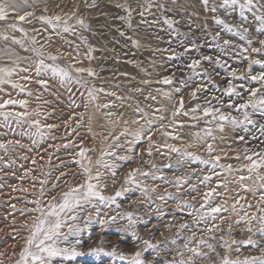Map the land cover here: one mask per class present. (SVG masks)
Listing matches in <instances>:
<instances>
[{"label":"rangeland","instance_id":"1","mask_svg":"<svg viewBox=\"0 0 264 264\" xmlns=\"http://www.w3.org/2000/svg\"><path fill=\"white\" fill-rule=\"evenodd\" d=\"M79 2L85 7L90 4V0ZM146 3L147 0H135L132 3L134 11L131 27L119 19L127 13L118 6H106L105 10L97 7L91 9V13L83 15L82 18L88 27L80 30L79 35L80 40L81 36L86 38V43L81 40L78 46L81 49L83 47L93 49L91 58L88 53L74 60L66 51L62 52L58 64L92 68L96 76L83 74L84 79L88 81L87 88L73 81L63 86L50 75L43 76L49 81L47 89L38 83L35 85L36 98L42 105L41 112L45 117V125L51 124L55 127L50 130L46 128V137L36 144L31 143L35 159L27 163L29 172L16 173L11 162L4 163L6 171L0 168L1 179L10 187V190L4 191L12 192L14 185L20 181L28 190L20 194L15 190L8 198L13 202V197L17 196L14 197V200L18 201L17 204L10 202L9 208L0 212V261H3V264L17 260V255L24 246V237L27 233L21 225L32 214L26 217L20 214V210L34 207L27 202L39 195L40 181H48L43 185L46 192L43 197L45 201L50 195H56L59 199L60 191L67 190L68 184L83 183L85 177L76 163L80 159L77 153L81 147L95 149L96 142L100 147L99 156H96L95 151L88 152L93 161V174L96 171L101 172L100 188L105 196H114L118 190L122 191V195L116 197V202L110 206L98 205L99 217L96 216L95 209L91 207L87 209V212L92 213L93 220L80 237L82 244L78 247L79 251L88 253L90 249L103 247L105 251L115 248L118 252L131 254L144 249L143 241L148 240L159 244V255L148 250L144 253V259L149 264H172L181 258L178 252L183 251L184 258L190 255L184 245L188 243V238L195 234V240L190 247H195L201 238L215 247L213 252L202 246V250L207 252L208 256L196 258V264H220V257L226 254L240 260L248 256L261 255L264 236L249 233L247 230L249 225L241 219L245 211L249 214L256 213L255 207L248 208L247 205L255 206L260 194L257 191L253 196L244 185L256 189L260 181L255 173L251 174V179L243 182L239 181V177L249 176L247 169L241 170L243 165L248 163L244 159L245 155L251 154L246 152V149H251L252 152L264 151V131L260 128V125H264V116L253 113L251 119L255 123L247 124L246 128L233 127L225 122L224 130L220 131L217 122L212 121L211 116H205L203 109L219 108L226 115L231 114L242 119V115L235 110L236 105L246 101L248 96L246 89L260 86L250 80H237L231 76L233 70L240 75L247 69V60L240 55V48L235 46L249 45L234 32H227L223 26L218 25L214 17L219 16L232 25L243 24L244 27H249L252 47L261 46L259 41L264 40V33L257 31V25L249 23L250 14H246L249 16L248 21H241L238 9L228 15L224 9L219 8L221 0H209L210 6H217L216 12L209 11L202 0H198L200 10L198 14L179 7L171 0H153L154 6L150 13L145 12L143 17L145 22L142 23L139 12L143 9L140 5ZM165 17L174 21L173 28L170 29L163 23ZM154 20L159 23H153ZM217 34L218 38L214 39ZM42 37L39 36L40 39ZM224 40L231 41V45H223ZM135 41L139 42L138 47ZM43 51L45 55L51 54L48 48ZM250 55L264 59V56ZM206 56L212 59H204ZM217 59L224 67L216 63ZM193 60L200 61L195 73L189 67ZM262 70L264 69L259 65L253 66L254 74ZM29 72L34 75V69H29ZM165 78H171L172 83H162ZM22 81L27 82L23 79ZM229 82L238 86L237 90L241 92V96L225 94L224 89ZM241 84L244 88H239ZM93 86L104 91L98 93V99L90 102L87 89ZM193 92H196L195 97L192 95ZM165 93L170 95L166 96ZM181 98L184 102L182 112H187L188 115L179 114L173 117L172 113L179 108ZM90 103H94L96 107L100 106L97 107L101 119L98 132L93 125ZM229 103H232L231 108L228 107ZM105 104L110 107H103ZM197 105L200 108L193 111ZM138 107L144 109L148 115L141 118L142 114L136 111ZM7 110L14 111L12 108ZM124 110L139 115L141 125L139 130L135 131L143 132V139L139 142L129 143L134 141V137L121 135L124 131H120L117 120ZM110 112L113 115L109 116ZM149 120L152 121L151 124L148 123ZM10 129L12 130L4 128L0 131V139L5 135L2 141L15 140ZM206 130H211V136L205 135ZM117 136L119 140L115 139ZM240 136L244 139L240 140ZM207 144L213 146L214 151L211 154L206 149ZM19 145L27 146L24 141H20ZM168 145L179 148L180 153L171 151ZM105 150L115 153V156L104 157L110 164L116 165L115 176L112 175V170L94 164L96 157L99 159ZM184 152L193 153L201 157V160L183 156ZM121 156L128 159H118ZM216 156L220 157L216 167H213L212 163L202 162L204 160L214 162ZM219 165H232V171L228 172ZM135 169H139L136 183H126V177ZM260 171L264 174V169ZM61 173L65 175L62 176ZM206 176L211 179L205 180ZM55 184L60 187L53 188ZM212 189H215V192L206 204L205 194ZM241 197L244 199H240ZM238 200L239 203H236ZM12 205L16 206L15 209ZM217 205L226 207L227 211L215 214V219L212 218V214H208L203 220L197 215L207 213L209 208ZM241 205H244V208H241ZM128 213L132 214L134 225L129 224ZM112 216L116 217V223L109 224L101 230L98 221ZM81 217L80 225L84 227L86 213H81ZM184 224L188 227L182 228L181 225ZM215 225H219L221 231H217ZM251 227L255 232L258 225L253 222ZM119 228H127L128 231L119 232L117 231ZM209 228L213 229L212 232L207 231ZM133 231L140 240L135 239ZM221 236L231 244V253L222 246ZM249 238L255 240L256 245L240 243ZM173 240L175 243H172ZM233 240L237 243L233 244ZM53 264H127V262L106 255L86 254L71 261L57 258Z\"/></svg>","mask_w":264,"mask_h":264},{"label":"snow or ice","instance_id":"2","mask_svg":"<svg viewBox=\"0 0 264 264\" xmlns=\"http://www.w3.org/2000/svg\"><path fill=\"white\" fill-rule=\"evenodd\" d=\"M86 2V0H85ZM203 5L208 8L211 12H216L218 10L217 6L209 5V0H202ZM32 5L29 4V0H0V22H5L7 29H11L14 32H20L23 34L25 38L28 37V32L22 26L23 23H32L30 17H34L35 13L33 11H22V7ZM91 6H95V0ZM120 8H123L127 15L121 16L119 19L124 20L129 27L132 26V12L134 9L130 4L124 3L117 5ZM154 6L153 0H147V3L144 5H140L143 9L139 12L142 20L141 22H145L143 17L145 12H151V8ZM157 7H163V5H155ZM219 8H222L226 11L228 15H231L232 12H235L237 9L239 10V17L241 21H248L249 16L251 15V21L249 23H254L257 25V31L264 33V0H221ZM230 10V11H229ZM47 11V9H45ZM42 24L50 26L52 30L56 32V35H61L62 33H75L76 26L80 28H87L88 25L85 23V20L77 15L76 11H72L70 13H65L63 15H40L36 17ZM215 22L218 25L223 26V28L227 32H234L236 35L240 36L242 40H246L249 47H241L235 46L236 48H240V55L243 56L244 59L247 60V69L244 73L237 75V71L233 70L231 72V76L237 80H250L253 83L259 84V87H252L246 89L248 92V96L245 102L239 103L236 105L235 110L242 115V119L237 116L231 114H224L220 111L219 108H204L203 114L205 116H211L212 121H216L220 131L224 130V123L231 124L233 127L245 126L247 124L255 123L251 116L253 113H258L261 116H264V70L253 73V66L259 65L261 69H264V59H257L255 56L250 54H255L256 56H264V40H260V47H252V39L249 36L250 28L244 27L243 24L240 25H232L226 22L225 19L220 18L219 16L214 17ZM74 21V23H73ZM153 23H159V21H153ZM163 23L166 24L170 29L173 28L174 21L165 17L163 19ZM34 31H38L37 29H33ZM47 30V29H45ZM3 35V39L5 41L9 40L10 37L7 34ZM123 35V33H121ZM214 37V39H217ZM11 40L14 44H19L21 47H24V41L20 39H16L15 36L11 37ZM81 40L86 43V38L81 36ZM31 42L33 45L37 44L38 41L35 37L31 38ZM136 46H139V42H134ZM231 41L224 40L223 45L229 46L231 45ZM79 46L77 45V50ZM27 50V49H26ZM32 51L36 54L39 59L34 62L35 66V75L37 77H41L37 80V83L43 86L45 89L49 87V81L43 78L44 74L50 75L52 78H55L59 83L66 84L69 81H73L81 87L87 88L88 81L84 79L83 74L87 73L88 76L94 77L96 76V72L92 68H76L73 65L61 66L56 63L59 59L58 56L47 54V59L52 61V63L45 62V53L42 50V46L40 48L33 47ZM91 51L93 49L89 48V58H91ZM249 54V55H245ZM206 60H211V57H204ZM217 64H220L221 67H224V64L221 63L219 59L216 61ZM200 61L193 60L189 67L196 72V69L199 67ZM19 72H29V68H21L19 64V59L15 62V66L13 67H0V92L5 91L4 86L10 85L13 89H18L20 92H25V85L17 82L13 79L14 76L18 75ZM21 79L25 81H30L32 79L31 76L25 75L21 77ZM162 83L171 84V78H165ZM237 85L229 82L228 86L224 89V92L228 96H241V92L237 90ZM239 88H244V85H239ZM104 89H96L94 86L87 89V95L89 101H94L98 99V93L103 92ZM29 96L32 93L27 92ZM111 95H115V93H110ZM10 95V94H9ZM165 95H170L169 93H165ZM193 97H195L196 92L192 93ZM155 99V97H152ZM28 102L26 100H18V99H2L0 100V117H2V123H0V127L11 128V122L14 121L17 126H20L22 123L28 124V131H21L20 135H26L32 139V143L36 144L40 140L44 138L46 135L44 129H51L55 127L54 125H42L39 119L28 120V117L31 115L28 112H15L8 111L7 109L10 106L19 105L21 107L26 108ZM97 107H100L97 105ZM103 107L107 108L110 105L105 104ZM228 107H232V103L228 104ZM184 108V102L181 98L179 108L176 109L172 113L173 117L183 114L188 115L187 112H182ZM200 108L199 105L196 106L193 111H196ZM137 112L141 113V118L146 117L148 114L144 112V109L137 108ZM157 111H160L157 109ZM39 115V113H37ZM109 116L113 115L111 112L108 113ZM163 119V117H160ZM193 119H197V117H193ZM133 123L139 124V121H133ZM149 124L152 123L151 120L148 121ZM211 123V121L209 122ZM262 131H264V125H260ZM34 129V130H33ZM15 131V130H13ZM132 135L134 137V141H129V143L139 142L143 139V132L137 131L133 133H129L127 129L121 135ZM205 135L211 136V130H206ZM197 137H199V133H197ZM119 140V136L115 138ZM149 139L151 136L149 135ZM215 139V137H213ZM240 140H243L244 137L240 136ZM19 140H8V141H0V149L7 152L9 150V146L15 147L19 145ZM68 145H65L67 147ZM111 147V146H109ZM168 147L173 152L180 153V149L176 148L172 145H168ZM207 151L211 154L214 149L212 144L206 145ZM89 151H95V149H87L81 147L80 151L77 155L80 157L76 163L79 165L82 170V175L85 177L83 183L79 184H68L67 190H61L59 194V199H57L56 195H50L49 199L45 201L43 197H45L46 192L43 185L47 184V180L40 181L41 187L39 189V195L36 199L28 201L34 205V207L30 209H21L20 214L26 217L29 214H32L30 218H26L22 223L21 227L25 229L28 233L26 237H24V246L19 252V258L15 261V264H53V261L57 258H60L62 261H71L76 259L79 256L83 255H94L101 256L106 255L113 257L120 261H126L127 264H149L144 259V253L148 250L155 251L157 255H159V244H154L151 241L144 240L143 244L145 245L144 249L136 250L131 254H124L122 252H118L115 248L111 251H105L103 247H97L90 249L88 253H84L78 250V247L82 244V240L80 239L84 229L87 228L93 220V215L90 212H87L89 207L96 210V216L99 217L100 211L98 205L107 204L110 206L112 203L116 202V197L122 195V191H116L114 196H105L103 191L100 188V179L101 172L96 171L93 174V161L90 156H88ZM246 152H251L250 155H245L244 159L248 161L247 164L243 165V169H247L249 176H240L239 181L243 182L246 179H251L253 173L257 176L260 181L258 188H248L247 185H244L245 189L255 196L256 192L259 191V199L257 200L256 205L248 204V208L255 207L256 213L249 214L247 211L244 212V215L241 217L242 220L246 221L249 225L248 232L251 234H259L264 236V174H261V169H264V151L261 152H252L251 149H246ZM150 154V153H149ZM183 156H190L195 160H201V157L190 153L184 152ZM106 156H115L114 152L105 150L101 153V157L96 160L95 164L98 167H102L104 169L112 170V175L115 176V164H110L107 160L104 159ZM239 159V157H237ZM120 160H127L128 157H118ZM220 160L219 156L214 157L213 161H202L203 163H212L213 167L218 166V162ZM35 163V161H33ZM222 168H225L226 171H232V165H219ZM139 172V169H135L128 174L126 177V183H136V174ZM61 175H65L61 173ZM147 175V173H145ZM35 180V177H33ZM59 180V178H57ZM205 180L211 179V177H205ZM65 183L67 181L65 180ZM179 183V181H178ZM53 188L60 187L58 184L52 186ZM23 191H28L27 189H23ZM215 192V189L210 190L205 194V203L207 204L208 200ZM240 199H244L241 197ZM95 202V203H94ZM239 203V200L236 201ZM13 209H15V205H12ZM201 207H205V205H201ZM241 208H244V205H241ZM227 211L226 207L221 205H217L215 207H211L208 209L207 213L197 214L200 219H204L208 214H212V218L215 219V214ZM233 211H235V205H233ZM81 213H86V218L84 221V227H81L80 221L82 219ZM127 218L130 225H134V221L132 219V214L128 213ZM99 224L101 225V230L105 228V226L109 224L116 223V217L112 216L107 219H100ZM253 222H256L258 227L255 229V232L251 225ZM15 223V221H13ZM182 228H187L188 225H181ZM217 231H221L219 225L214 226ZM64 229H67L65 231ZM212 228L207 229L208 232H212ZM231 230V229H229ZM119 232H127V228H119L117 229ZM132 235L136 240H140V237L132 232ZM214 239V237H213ZM223 241V247L227 250L228 253H231L232 248L231 244L228 243L227 240L224 239L223 236L220 238ZM195 240V234L192 237L188 238V243L184 245V248L190 254L187 258H184V252H178V255L181 257L179 260L172 262V264H196V258H204L208 256L207 252L202 250L203 247H207L209 250L215 252V247L212 243L207 242L204 239H200L198 243H196L195 247H190L189 245ZM172 243H175L173 240ZM233 244L237 243L235 240L232 241ZM240 243L247 245H256V241L249 238L245 241H241ZM261 255L259 256H248L243 260L239 258H231L230 255L226 254L220 257V264H264V248L260 249ZM219 256V253H217ZM0 264H3V261H0Z\"/></svg>","mask_w":264,"mask_h":264},{"label":"bare ground","instance_id":"3","mask_svg":"<svg viewBox=\"0 0 264 264\" xmlns=\"http://www.w3.org/2000/svg\"><path fill=\"white\" fill-rule=\"evenodd\" d=\"M134 1L135 0H99V1H95V6L93 7V6H91L93 2H91V0H90V4H88V6L85 7L82 5V2H79V0H29V4L32 6L31 7L24 6V7H22V11H33L35 13V16L29 18V19H31L32 23H30V24L29 23H23V25H22L26 29V31L28 32L27 38H25L23 36V34L20 32H14L11 29H7L5 22H0V34H7L10 37L9 40L5 41L3 39V35H0V67H13V66H15V62L17 61V59H19L20 67L21 68H29L31 70L34 69V75L31 74L30 72H27V73L19 72V74L14 76L13 79L16 80L17 82L25 85L26 91L20 92L18 89H13L10 85H5L4 86L5 91L0 92V100L9 99V98L18 99V100H26L28 102L26 108L21 107L19 105L10 106L9 108H12L15 112H25L26 111V112L31 114L28 117V120L39 119L41 124L45 125V119H44L45 117L41 112V106L42 105L40 104V102L37 101V98H36L37 93H36V89H35L36 88L35 85L37 84V78H39V77H37L35 75L34 62L37 61L39 59V57H37L36 54L32 51V48L33 47L40 48L42 46V50L46 49V48L50 49L52 55H56L59 57V59L57 60L56 63H58L61 60L62 52H66V51L69 52L71 58L74 60L75 59L77 60L81 57V55L83 56L84 54H88L89 48L83 47L82 49L78 48V50H77V45L81 41L79 31L82 30V28H80L79 26H76L75 33H62L61 35L58 36V35H56V32L51 29L50 26L42 24L39 20L36 19V17H38L40 15H56V14L63 15L65 13H70V12L75 11V10L78 11L77 12L78 16L83 17V15L85 13H87V12L91 13L92 12L91 9H96L97 7L98 8H104L106 6H110V5L117 6L119 4H124V3L130 4L132 6V3ZM171 1L175 4H177L179 7L189 9V10L193 11L194 13L198 14L200 12L199 6H198V0H171ZM83 8H85V9H83ZM45 9H47V11H45ZM104 10H105V8H104ZM73 23H74V21H73ZM33 29H37L38 31H34ZM45 29H47V30H45ZM91 29L92 28H89V30H91ZM84 33H86L85 30H84ZM13 36H15L16 39L23 40L24 41V47H21L19 44H14L11 40V37H13ZM39 36H43V37L40 39ZM32 37H35V39L38 41L37 44H35V45L32 44V42H31ZM83 60H85V59H83ZM45 62L46 63H52L50 60L47 59V55H45ZM76 64H78V63H76ZM77 67L78 66H76V68ZM29 73L31 74L32 79L30 81H27L26 83H23L21 77L28 75ZM44 76H48V74H44ZM64 85L65 84H63V86ZM29 91L32 93L31 96H29L27 94V92H29ZM72 97H73V95H72ZM65 99L66 98H64V100ZM69 100H70V98H69ZM65 101H67V99ZM68 104H70V103H68ZM90 104H91L90 108H91L92 113H93V125L97 129V132H98V127L100 126V120H101L99 118V115H98L99 112L97 113V110L99 108L97 109V107L94 103H90ZM70 105H72V104H70ZM74 106H71V107H74ZM37 113H39V115H37ZM136 120L139 121V115H136L132 112L128 113L126 110H124V111H122V113L119 116V119L117 120V125H118L120 131L121 130L125 131V129H127L129 133H133L136 130H139L138 128L141 125L140 121H139V124L133 123V121H136ZM2 122H3L2 117H0V123H2ZM11 124H12V127H11L12 130L10 129V131L15 130V131H13L15 140L24 141V142H26L27 146L20 147V145H16L15 147H10L7 152L0 149V168H2L4 171L5 168H7V167H4V166H6V165H4V163L11 162V164L14 166L13 169L16 171V173L17 172L19 173L20 171H24L25 173L29 172V168L27 167V165H28L27 163L29 161L35 159V156L32 155V153L34 152L33 145H31L33 138H29L26 135H20V132L22 130L23 131L29 130L28 124L22 123L20 126H17L14 121H12ZM109 124L111 125L110 120H109ZM1 130H4V127H0V131ZM44 131L47 135L46 128L44 129ZM46 135L44 136V138L46 137ZM4 136L2 139H0V141H2L4 139ZM11 137H10V139H11ZM48 138H49V136H48ZM10 150H12V152ZM31 150H33V151L31 152ZM99 153H100V147L98 145V142H96V146H95L96 156H99ZM97 159H98V157H96V160ZM96 160L94 161V164H95ZM14 186H15V188H14V190H12V192L8 193L7 191H4V190H10V187L8 186L7 182H5V181L3 182V180L0 177V212L3 209L5 210L7 207L9 208V204H10L11 200H10V198H8V196H11L12 194H14L15 190L17 191L18 194H20V192H23V189H25V186L23 185V183L21 181H20V183L18 182ZM27 188H29V187H27ZM14 197H17V196H14ZM14 197L12 200L13 202H11V203L17 204L18 201L16 202L14 200ZM11 219H12V217H11ZM18 258H19V255H17V259ZM10 260H9V262H10ZM15 260L10 264H15Z\"/></svg>","mask_w":264,"mask_h":264}]
</instances>
